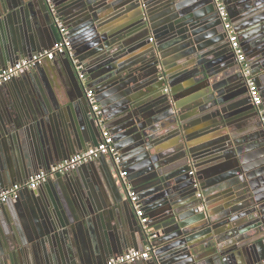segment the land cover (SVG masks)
I'll use <instances>...</instances> for the list:
<instances>
[{"label": "water", "instance_id": "1", "mask_svg": "<svg viewBox=\"0 0 264 264\" xmlns=\"http://www.w3.org/2000/svg\"><path fill=\"white\" fill-rule=\"evenodd\" d=\"M51 1L73 58L56 55L0 87V190L98 144L57 59L69 79L72 60L87 63L135 172L123 180L121 163L98 158L24 187L0 205V264H102L147 246L150 258L133 264H264V131L213 0ZM222 1L264 108V0ZM57 39L45 0H0V68ZM135 179L145 228L117 183L127 194Z\"/></svg>", "mask_w": 264, "mask_h": 264}, {"label": "built area", "instance_id": "2", "mask_svg": "<svg viewBox=\"0 0 264 264\" xmlns=\"http://www.w3.org/2000/svg\"><path fill=\"white\" fill-rule=\"evenodd\" d=\"M45 1L49 6V11L58 29L57 41H55L49 49H44L42 51L36 52L32 54L31 57L20 58L16 62L0 68V87L11 81L13 78L19 76L21 73L30 71L36 65L42 64L47 60H53L56 55L68 54L70 58H73V50L71 48V41L68 37L67 27L64 25L63 20L56 13L52 1ZM213 4L221 20L225 39L228 42L231 50L234 53L235 59L240 66V72L246 83L251 103L258 110L259 121L261 124V128L264 131V108L262 107L263 98L260 93L259 87L255 82V78L252 75L251 66L247 61V57L242 49L237 32L229 17L226 4L222 0H213ZM149 40L152 41L151 38ZM72 61L78 73V78L84 86L86 99L90 106L91 113L93 114L95 124L100 132L98 144L96 146H91L84 151L75 153L68 159L56 163L48 171L42 170L32 174L24 184L15 183L6 186L4 189L0 190V205L4 204L8 200H16L24 187L32 190L36 189L47 179L50 174L70 172L77 167L85 163L92 162L102 156H108L116 165H120L122 161L121 153L116 147L113 134L105 122V115L102 106L97 99V95L95 91L87 84V75L84 71V67L78 61ZM165 91L168 92L169 89L166 87ZM190 174H192V172H190ZM119 175L123 180H125L127 171L120 169ZM195 185H198V183H195ZM127 196L131 206L133 207L135 215L138 217L139 222L145 228L148 217L143 211V205L138 198L136 191L130 186H128L127 188ZM197 196L201 198L203 196V193L199 191V193H197ZM146 229L148 231L151 230L150 228ZM150 254L151 248L149 246H147L143 251L137 249H129L120 255L111 257L106 262V264H133L137 261L149 259L151 256Z\"/></svg>", "mask_w": 264, "mask_h": 264}, {"label": "crops", "instance_id": "3", "mask_svg": "<svg viewBox=\"0 0 264 264\" xmlns=\"http://www.w3.org/2000/svg\"><path fill=\"white\" fill-rule=\"evenodd\" d=\"M6 30H7V34L9 35V37H10V34H11V32H13L14 33V35L17 37L18 36V28H17V26H15V25H13L11 28L9 27V26H7L6 27ZM67 30H68V28H67ZM56 61H58L59 62V64L57 65V70H56V73H59V71L62 73V78L65 80V81H69L70 79H69V77H68V74H67V72H68V70H67V66H64L63 65V60L61 61V59H57ZM84 64H85V68H84V70L86 69V62H83ZM25 75H26V72H23V73H21L19 76H17V78L18 77H25ZM10 83V82H9ZM87 84H88V80H87ZM11 85V84H10ZM16 86H17V88L19 89V91H21L20 90V84L17 82V84H16ZM91 87V86H90ZM92 88V87H91ZM166 88V87H165ZM168 88V87H167ZM169 89V88H168ZM169 92H170V90L167 92L168 94H169ZM26 93V92H25ZM260 93H261V91H260ZM22 94V93H21ZM261 95H262V93H261ZM22 98H24V95L22 94ZM181 100V99H180ZM117 145V144H116ZM117 148H118V145L116 146ZM119 149V148H118ZM120 150V149H119ZM99 159H102L103 161H107V160H109V157L108 156H102L101 158H99ZM121 164L123 165L122 166V169L123 170H126L127 171V175L129 176V175H131V174H133L132 172L130 173L129 172V169H128V167L130 166V164L128 163V161L127 160H122L121 161ZM99 166H101L100 164L98 165V167ZM78 169V168H77ZM86 169V168H85ZM75 171H78V170H75ZM82 171V170H81ZM87 171H89L88 173H90V170H88V168H87ZM132 177V176H131ZM136 180L137 179H135V180H131L130 182H128L127 181V184H131V182H136ZM118 183V186L120 187V190L122 191V193H121V195H122V199H125V200H127L128 198V196H127V194H126V192H123V190H122V188H121V185L119 184V182H117ZM129 184V186L132 188V186ZM133 188H134V190L136 191V193H137V195L138 194H140V193H142V194H144L145 193V191H139L140 189H138V188H136L135 186H133ZM125 193V194H124ZM95 194L97 195V197H98V192H95ZM151 196H153V195H148L147 196V199H149V197H151ZM143 200V199H142ZM14 211H15V209H14ZM144 212L147 214V212H146V209L144 210ZM110 259V258H109ZM109 259H107L104 263H102V264H106V262L109 260Z\"/></svg>", "mask_w": 264, "mask_h": 264}, {"label": "flooded vegetation", "instance_id": "4", "mask_svg": "<svg viewBox=\"0 0 264 264\" xmlns=\"http://www.w3.org/2000/svg\"><path fill=\"white\" fill-rule=\"evenodd\" d=\"M72 75L70 77V85H71V92L78 96L81 103L83 104V110L86 111V112H89V114L91 115V110H90V106L88 104V101L86 99V96H85V90L83 88V84L81 85V82L78 78V76L76 75V73L72 72ZM93 116V114H92Z\"/></svg>", "mask_w": 264, "mask_h": 264}]
</instances>
